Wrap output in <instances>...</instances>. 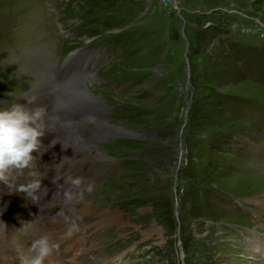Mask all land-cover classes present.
<instances>
[{"label":"rangeland","instance_id":"rangeland-1","mask_svg":"<svg viewBox=\"0 0 264 264\" xmlns=\"http://www.w3.org/2000/svg\"><path fill=\"white\" fill-rule=\"evenodd\" d=\"M234 10L264 21V0H0V109L23 104L36 81L54 115L63 48L69 144L75 109L91 130L102 117L127 131L92 142L105 161L67 158L97 163L82 201L120 216L81 236L91 264H264V29Z\"/></svg>","mask_w":264,"mask_h":264},{"label":"bare ground","instance_id":"bare-ground-1","mask_svg":"<svg viewBox=\"0 0 264 264\" xmlns=\"http://www.w3.org/2000/svg\"><path fill=\"white\" fill-rule=\"evenodd\" d=\"M80 76L81 75L78 77ZM34 82L32 83V88L28 96L37 99L35 104L37 103L38 107L49 106L50 109V100L52 103V99L47 90L49 85L34 84ZM80 93L84 98L89 96L84 90H81ZM28 96L25 95V99ZM74 102L75 100L71 99L70 103L73 104ZM13 105L14 104H10L7 107L4 106V109L10 108ZM22 105L29 108L26 101ZM101 108H98L99 112H101ZM79 112L82 114L80 119L77 120L74 116L68 118L70 122H76L79 126L76 132L77 136L74 139L75 143L78 145L77 148L69 144V131L65 132L62 125L57 135L54 133L55 118L52 111L51 113L46 112L42 119L43 126L51 121L49 126L50 135L53 132L54 136H52L57 144L51 148V154L49 156H47L45 152V147L44 149L41 148L43 152L41 149L37 152H33L32 155L34 159L29 170H31L32 175L37 180L43 181L44 178L47 180L45 185L42 183L43 186L48 187L49 194L47 197L43 196L41 193H35V195L39 197L35 203L27 192L20 191L19 188L21 186H26L30 183V180L28 181L26 176L11 173V187L0 183V229H2L0 233V264H16L18 255H29L28 248L32 240L38 238L45 232L51 233L55 242L59 245L53 255L47 259L46 264H57L55 262L57 259H60V263L64 262L65 264H91L92 259L89 258L87 260L84 257L85 240L81 238V236L87 232L95 234L100 228H106V225L108 228L119 224V214L115 212L98 213L96 211L97 207L91 202L81 201L71 206L63 203L62 194L65 191H70L73 194H90L87 189H93L92 183L85 181L83 176L90 175V173H92L91 170L97 165V163L81 162H77V164L73 165L69 163L70 160H67V158H70L74 154L86 155L87 153H95L98 157L94 160L105 161L107 158H105L102 152H98V149L92 142L95 140L100 141L106 138H113L120 134L127 133V131L121 127H111L107 125L105 119L102 117L97 119L95 129L91 130L87 126L86 122L88 121L85 119L86 117L91 118V116L85 109H75V111H71V115L78 114ZM45 133H48V131L46 130ZM77 141L79 143H77ZM61 145L71 147L66 151H62ZM62 156H66V158L64 159ZM35 161L43 162V167L38 168L35 165ZM65 162L68 164L62 165ZM71 168L74 169L73 173L68 177V180H65V175ZM55 169L61 170L62 173L60 175H50V172ZM73 181H79V184H74ZM58 191L61 193L59 197L55 195ZM69 208H71V211H69ZM39 210H46V212H42V214L39 215L37 213ZM59 213L62 215L58 218ZM76 214L79 217L77 223L80 230L74 233L70 238H65L68 222L71 221ZM66 217L68 218L67 221ZM97 217L100 218V220H94V218ZM94 223H98L100 228L92 231ZM99 260L100 261L95 264H110V261Z\"/></svg>","mask_w":264,"mask_h":264},{"label":"clouds","instance_id":"clouds-1","mask_svg":"<svg viewBox=\"0 0 264 264\" xmlns=\"http://www.w3.org/2000/svg\"><path fill=\"white\" fill-rule=\"evenodd\" d=\"M35 102V97H26L27 105H33ZM44 115L45 109L43 107L28 108L22 104H14L10 108L0 109V183L11 187L10 174L13 171L22 174V170L29 168L32 164L34 159L32 153L40 149L41 138L46 130L42 124ZM85 119L88 122L92 120L90 117ZM56 144L53 139L49 146L54 147ZM70 147L61 145V150L66 151ZM73 183L79 184V181H73ZM19 190L27 192L35 203L39 198L35 193L42 192L45 197L49 194L48 187L43 186L42 180L37 179L32 180L26 186H21ZM87 191L90 192L91 189L89 188ZM55 195L59 197L61 193L58 191ZM82 199L83 193L73 194L70 191H65L62 194L63 203L68 206L80 203ZM79 230L76 220L69 221L65 238H70ZM58 247L59 245L51 233L45 232L32 240L28 248L29 255H21L19 264H46L47 259L53 255Z\"/></svg>","mask_w":264,"mask_h":264},{"label":"built area","instance_id":"built-area-1","mask_svg":"<svg viewBox=\"0 0 264 264\" xmlns=\"http://www.w3.org/2000/svg\"><path fill=\"white\" fill-rule=\"evenodd\" d=\"M249 19H250L251 21L256 20V21H255V22H256V25L259 26V27H261L262 29H264V21H260V20H258L257 18L254 19L253 16H251Z\"/></svg>","mask_w":264,"mask_h":264},{"label":"crops","instance_id":"crops-1","mask_svg":"<svg viewBox=\"0 0 264 264\" xmlns=\"http://www.w3.org/2000/svg\"><path fill=\"white\" fill-rule=\"evenodd\" d=\"M234 12L236 13V15H238V16H244V17H246V18H250L251 16H252V14H250V15H248V14H243V12H242V10H234ZM182 20H183V18H182Z\"/></svg>","mask_w":264,"mask_h":264},{"label":"water","instance_id":"water-1","mask_svg":"<svg viewBox=\"0 0 264 264\" xmlns=\"http://www.w3.org/2000/svg\"><path fill=\"white\" fill-rule=\"evenodd\" d=\"M177 139H179V136H178V138Z\"/></svg>","mask_w":264,"mask_h":264}]
</instances>
